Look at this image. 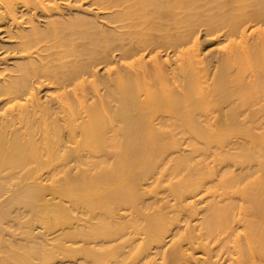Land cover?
Here are the masks:
<instances>
[{"label":"bare ground","instance_id":"1","mask_svg":"<svg viewBox=\"0 0 264 264\" xmlns=\"http://www.w3.org/2000/svg\"><path fill=\"white\" fill-rule=\"evenodd\" d=\"M1 27L0 264H264V0H0Z\"/></svg>","mask_w":264,"mask_h":264},{"label":"rangeland","instance_id":"2","mask_svg":"<svg viewBox=\"0 0 264 264\" xmlns=\"http://www.w3.org/2000/svg\"><path fill=\"white\" fill-rule=\"evenodd\" d=\"M85 7H86V6H85ZM4 30H5V29H4L3 27L0 28V37H1V36H5L4 33H3ZM205 33H206L205 31L201 33L202 48L205 49L204 51L207 52L206 54H210V52H214V50H216V48H217V44H215V43H216V40H215L213 37H208ZM80 41H81V40H80ZM81 42H84V41H81ZM160 51H161V53H162L163 55L165 54V51H163V50H160ZM1 52H2V51H0V53H1ZM163 52H164V53H163ZM205 52H204V53H205ZM171 56H172V54H171ZM103 71H104V70H102V67H99V72H100V74H102ZM54 74H55V73H54ZM54 74H53V75H54ZM57 74H58V72H57ZM57 76H60V74L57 75ZM71 91H72V89H71ZM88 91L90 92V90H89V86H88ZM89 92H88V93H89ZM103 92H104V91H103Z\"/></svg>","mask_w":264,"mask_h":264}]
</instances>
